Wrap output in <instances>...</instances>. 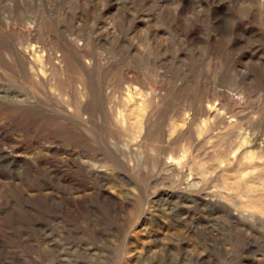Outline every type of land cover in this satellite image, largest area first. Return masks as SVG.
<instances>
[{"label":"rangeland","instance_id":"obj_1","mask_svg":"<svg viewBox=\"0 0 264 264\" xmlns=\"http://www.w3.org/2000/svg\"><path fill=\"white\" fill-rule=\"evenodd\" d=\"M0 264H264V0H0Z\"/></svg>","mask_w":264,"mask_h":264},{"label":"bare ground","instance_id":"obj_2","mask_svg":"<svg viewBox=\"0 0 264 264\" xmlns=\"http://www.w3.org/2000/svg\"><path fill=\"white\" fill-rule=\"evenodd\" d=\"M29 49V50H28ZM27 50H28V55H29V53H30V55L28 56L29 57V60H30V63L32 64V69L34 68V66H35V68H36V70H35V73L36 74H38V73H40L41 71H42V65H40V64H38L37 63V61L39 60V58H40V54H39V52H40V50H38V49H35V50H33V49H30V47L28 48ZM24 52V51H23ZM27 54V53H26ZM61 61L62 62H64L65 63V66H63V68L65 69V70H69L70 68H72L71 66H72V62H71V60L68 58V56L66 55V54H64L63 55V58L61 59ZM41 69V70H40ZM62 69V68H61ZM82 84H83V90L84 91H82V93L83 94H85V97L90 93V91H91V89H90V84L88 83V81L87 80H85V79H83V81H82ZM151 102V101H150ZM83 103H84V101H83ZM82 105V104H81ZM79 106H80V104H79ZM152 107V106H151ZM78 109H79V107H77ZM82 107L80 106V109H81ZM127 115H125V113H123V111L121 110L120 111V113H119V116H118V121L120 122V123H126V121H127ZM150 116H149V118H148V121H147V125H148V129H149V126H150Z\"/></svg>","mask_w":264,"mask_h":264}]
</instances>
